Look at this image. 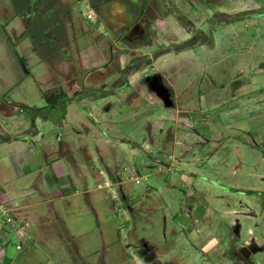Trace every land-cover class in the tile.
Returning <instances> with one entry per match:
<instances>
[{
    "label": "rangeland",
    "instance_id": "374dc122",
    "mask_svg": "<svg viewBox=\"0 0 264 264\" xmlns=\"http://www.w3.org/2000/svg\"><path fill=\"white\" fill-rule=\"evenodd\" d=\"M56 87L78 180L33 191L0 146V264H264V0H0V135Z\"/></svg>",
    "mask_w": 264,
    "mask_h": 264
},
{
    "label": "crops",
    "instance_id": "0c3cea01",
    "mask_svg": "<svg viewBox=\"0 0 264 264\" xmlns=\"http://www.w3.org/2000/svg\"><path fill=\"white\" fill-rule=\"evenodd\" d=\"M38 120H42V119L36 117L31 124L27 120L26 121L24 120L20 122L19 123L20 125H18L15 129L11 128L10 131L7 132L5 136L0 135V137H2L0 138V146H2L1 148H3L4 151L7 153L6 159L9 160V162L12 164L16 163L15 165L16 168L18 164H25V163L30 164L27 172H24V173L21 172V174L23 175L20 176V178L22 177L27 178L29 176H33L34 179L36 177L37 179L39 178V180L36 179L35 181L32 182L34 183V185H31L32 189H34L33 191H36L39 193L45 192V193L51 194L46 189V186H48L49 181L63 180L61 183H63L64 186H68V187H69L70 181L72 183L77 182L78 178L74 177L75 173L71 167L72 165H76L74 163H77V162L74 159V157L71 156L72 153L70 151H67L68 155L67 154L64 155L62 152H65V150L64 151L59 150L58 152H56L54 150L53 144H47L48 141L42 138L44 136L42 133L43 128H41L40 125H37L36 121ZM45 121L47 122L48 120H45ZM29 127H31V131L29 130ZM27 130L29 132H27ZM22 133H25V134H22ZM29 133H32L34 135L30 136ZM39 136H41L42 138L41 140ZM3 158L5 157H0V177L2 176V172H3V169L1 166V161ZM79 174L81 175V172L78 171L77 175ZM15 177H17V175ZM43 200L47 201V203L50 204L49 206L52 205L51 207L52 210H49L47 208L46 211H44L42 214H39V216L44 217V218H51V216L52 217L56 216L54 217L55 219L53 218L54 220L58 222L63 221L64 219L61 217V215L57 211H55L53 208L54 205H53L52 197H48ZM6 202L9 203V200H7L5 188H3V186L0 184V205L2 204L4 205V203ZM11 210H16V209L12 208ZM13 218L16 219V216L13 215ZM35 225H38V227L40 225L38 229L39 233L37 234L40 236L41 233H43V231L40 230V228L41 227L44 228L45 225L38 224L37 219L35 220ZM65 227L67 228V226ZM0 232L2 233L4 232L3 226H0ZM58 235H61V234H58ZM240 246L242 245H239V247ZM143 250H150L149 246L148 248L143 249ZM145 253L146 252H143V254L141 253L140 256L142 257V259H144L147 262L150 261L153 264H177L175 261H172V259L159 260L158 258L152 255H149L150 252L147 254L150 257L146 256Z\"/></svg>",
    "mask_w": 264,
    "mask_h": 264
},
{
    "label": "trees",
    "instance_id": "16d2710c",
    "mask_svg": "<svg viewBox=\"0 0 264 264\" xmlns=\"http://www.w3.org/2000/svg\"><path fill=\"white\" fill-rule=\"evenodd\" d=\"M24 0H19L20 3L23 4ZM99 3V2H98ZM98 3H95L93 5L94 8L97 7ZM144 1L140 5L142 8L144 5ZM209 40V39H208ZM210 41V40H209ZM62 54H64L62 52ZM64 57H68L67 52H65ZM134 60H132L133 62ZM132 62L129 65V68L135 67ZM90 90V89H89ZM42 97L45 101V105L41 107H28V110H30L29 114L32 116L33 119H35L38 116H42L45 120H55V114L59 113L60 115V122L62 121L65 111H66V99H67V94L64 91L62 87H56L52 89H48L42 92ZM247 193L249 194H256L259 191L255 190H246ZM261 194L264 196V191H261ZM69 245V244H68ZM77 261V260H76ZM76 264H78L76 262Z\"/></svg>",
    "mask_w": 264,
    "mask_h": 264
},
{
    "label": "flooded vegetation",
    "instance_id": "af4514ba",
    "mask_svg": "<svg viewBox=\"0 0 264 264\" xmlns=\"http://www.w3.org/2000/svg\"><path fill=\"white\" fill-rule=\"evenodd\" d=\"M258 193L261 194V191H259ZM261 196H262V208L264 209V196L262 194ZM239 248L241 253L240 257L242 264H255V261L252 259V255L253 253L257 252L259 249H262L253 241L244 243Z\"/></svg>",
    "mask_w": 264,
    "mask_h": 264
},
{
    "label": "built area",
    "instance_id": "2783aa9c",
    "mask_svg": "<svg viewBox=\"0 0 264 264\" xmlns=\"http://www.w3.org/2000/svg\"><path fill=\"white\" fill-rule=\"evenodd\" d=\"M85 17L87 20H94L96 18L95 12L89 6H88V12L85 13Z\"/></svg>",
    "mask_w": 264,
    "mask_h": 264
},
{
    "label": "water",
    "instance_id": "95a60500",
    "mask_svg": "<svg viewBox=\"0 0 264 264\" xmlns=\"http://www.w3.org/2000/svg\"><path fill=\"white\" fill-rule=\"evenodd\" d=\"M164 97L166 98L167 96L165 95Z\"/></svg>",
    "mask_w": 264,
    "mask_h": 264
},
{
    "label": "clouds",
    "instance_id": "9594fccd",
    "mask_svg": "<svg viewBox=\"0 0 264 264\" xmlns=\"http://www.w3.org/2000/svg\"><path fill=\"white\" fill-rule=\"evenodd\" d=\"M94 9V8H93Z\"/></svg>",
    "mask_w": 264,
    "mask_h": 264
}]
</instances>
